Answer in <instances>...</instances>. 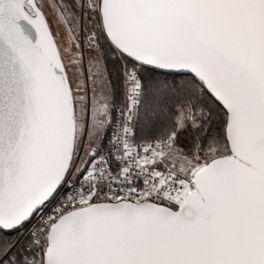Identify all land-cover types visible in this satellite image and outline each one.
I'll list each match as a JSON object with an SVG mask.
<instances>
[{
  "label": "snow or ice",
  "instance_id": "1",
  "mask_svg": "<svg viewBox=\"0 0 264 264\" xmlns=\"http://www.w3.org/2000/svg\"><path fill=\"white\" fill-rule=\"evenodd\" d=\"M0 264H264V0H0Z\"/></svg>",
  "mask_w": 264,
  "mask_h": 264
}]
</instances>
